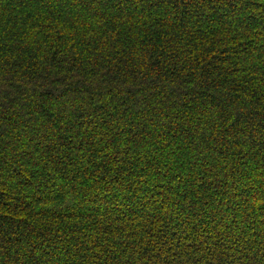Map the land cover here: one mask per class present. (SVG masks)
I'll list each match as a JSON object with an SVG mask.
<instances>
[{
	"label": "trees",
	"instance_id": "16d2710c",
	"mask_svg": "<svg viewBox=\"0 0 264 264\" xmlns=\"http://www.w3.org/2000/svg\"><path fill=\"white\" fill-rule=\"evenodd\" d=\"M0 264H264V0H0Z\"/></svg>",
	"mask_w": 264,
	"mask_h": 264
}]
</instances>
